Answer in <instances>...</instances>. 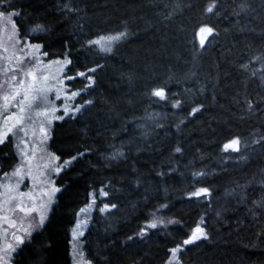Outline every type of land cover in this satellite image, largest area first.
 <instances>
[{"label": "trees", "instance_id": "trees-1", "mask_svg": "<svg viewBox=\"0 0 264 264\" xmlns=\"http://www.w3.org/2000/svg\"><path fill=\"white\" fill-rule=\"evenodd\" d=\"M1 21L0 73L19 57L18 73L61 78L28 117L46 128L59 191L9 264H71L83 216L87 264H264V0H0ZM113 36L109 50L89 43ZM27 124L0 143V175ZM151 217L165 226L145 231ZM197 226L207 238L182 248Z\"/></svg>", "mask_w": 264, "mask_h": 264}, {"label": "rangeland", "instance_id": "rangeland-1", "mask_svg": "<svg viewBox=\"0 0 264 264\" xmlns=\"http://www.w3.org/2000/svg\"><path fill=\"white\" fill-rule=\"evenodd\" d=\"M10 27L11 26L7 24L6 21L0 22V38H3L2 36L4 35V39L6 40V42L0 43L1 52L4 51L5 45L8 42L7 40H10L12 36V29ZM202 35L206 36V42L208 40L207 38L212 34H201L200 29L198 30L196 40L200 47H202L200 44ZM27 54V57L31 56V52ZM36 69V65L30 63L29 67L27 66L24 71L25 73L31 70L36 76L35 80H33L31 76L27 77V84L33 85L31 90L19 87L18 82L25 78L24 73H18L17 70L15 73L11 72L8 74V72L5 73L2 69L3 72L1 71L0 73V85H2V87H0V108L4 109L5 107L3 97L6 91L9 94L7 111L3 110L2 114H0V137H4L5 133L8 134L10 132L9 129H12L16 124L24 126L26 121L28 122V128H25L24 132L21 134L16 133L13 141L16 145L24 144L25 151L22 152V150H17L16 159L11 160L10 157L7 162L4 161V171L3 174L1 173L0 175V256H4L8 264L20 245L28 240L32 234L35 232L37 233V231L42 228L47 220L48 212H50L54 203L55 195L58 193L57 191H59L55 181L59 174L57 171L58 169L50 156H48L45 151L41 150L43 142L47 138L46 128L42 124L39 126L33 125V127L30 125L28 117L34 118L36 115L34 114L35 111H33V109H35L33 105L35 102L39 101V99L42 101L43 95H41L39 90L44 82L52 81L51 88L53 89L51 91L56 92V89H58L56 87L60 86L61 78L57 80L53 78L56 74V70L54 69H50L40 76L36 73ZM13 75L16 76V81L12 80ZM17 91L20 93L18 96L16 95ZM25 94L29 97L25 104L27 105L30 103V107L25 106V111L30 110L29 114L26 115L20 111V101L24 98ZM12 96H15L14 100ZM45 114L46 113H44V115ZM20 116H23L24 120L17 123ZM37 122H39V120ZM224 146L222 147L224 152H234L232 149L225 150ZM17 169L20 170V175H13ZM200 190L194 192L193 196H200L205 193L203 192L200 195H195V193L200 192ZM21 193L25 195L21 196ZM11 197H15V199H11ZM5 200H9L10 202L6 204L4 202ZM21 206H26L25 211L20 210ZM29 209H31L30 212H28ZM26 212H28L27 215L25 214ZM5 217H7L8 221L13 223L14 226L10 227L9 223L5 222ZM41 217H43V219H41ZM87 219L88 217L86 216L85 218L84 216L83 218H79L70 232L71 264H87L82 257V253H80L81 236L87 225ZM165 223L166 222L160 218L151 217L143 229L147 231L159 228L165 226ZM150 224H155L156 226L149 227L148 225ZM74 229L76 230L75 233ZM195 229L196 228L189 233L187 239L191 237ZM203 232L205 233L204 230ZM17 237L20 238V241L17 240ZM206 238L207 236L205 233L204 236H201L200 239L194 241L192 244L205 240ZM189 245L191 244L185 245L183 243L182 248ZM9 246L14 250L5 253L4 250L8 249Z\"/></svg>", "mask_w": 264, "mask_h": 264}, {"label": "snow or ice", "instance_id": "snow-or-ice-1", "mask_svg": "<svg viewBox=\"0 0 264 264\" xmlns=\"http://www.w3.org/2000/svg\"><path fill=\"white\" fill-rule=\"evenodd\" d=\"M213 7H214V5H210V6L207 8V11H208V12H212V11H213ZM212 32H213V29L210 28V27H202V28L200 29V33H201V34L211 35ZM120 35L123 36L124 34L121 33ZM119 38H120L119 36H113V37H100L98 40L90 41L89 43L100 45V46H101V50H109V49L104 48V44H105L106 42H110V41H112V40H117V39H119ZM205 39H206V36H203V35H202V38H201V40H200V44H201V46L204 45V43H205ZM5 51H7V49H5ZM22 51H23V50L21 49V52H22ZM16 60H17V68H19L20 71H23V68H22V65H23V63H24L23 59L17 57ZM17 68H13L12 71L15 72V71L17 70ZM4 71H5V73H7V72L9 71V69L5 68ZM80 75H84V73H80ZM24 76H25V78L19 80V82H18L19 87H20V88H27L28 90H31V88L33 87V85H29V84H27V82H26L27 77L31 76V77L33 78V80H35V79H36V76H35V74H34L31 70L25 72V73H24ZM69 79H71V77H69ZM12 80H13V81H16V76H15V75L12 76ZM5 83H7V82H5ZM0 87H2V85H0ZM42 91H43V90H41V92H42ZM19 94H20L19 91H17V92H16V95L18 96ZM72 95L75 96L76 93H73ZM152 95L157 96V97H160V98H164V92H163V90H154L153 93H152ZM12 99L14 100V99H15V96H12ZM28 99H29L28 95L25 94L24 98L20 101V111H21V112L24 111L25 106L30 107V104H28V105L25 104V102L28 101ZM3 100H4V105H5L4 110L7 111V106H8V104H9V94H8L7 91H6V94H5L4 97H3ZM193 111H196V109H194ZM23 120H24V117H23V116H20L19 119H18V121H17V123H20V122H22ZM9 131H12V129H9ZM6 136H7V133L4 134V137H0V143H3V140H4V138H5ZM238 145H239V141L234 139V140H232L229 144H226V145L224 146V148H225V150L232 149L233 151H236V150H238ZM177 151H179V149H177ZM13 175H20V170L17 169V171L14 172ZM203 192H206V189H201L200 192L195 193V195H200V194L203 193ZM20 195L23 196V195H25V194L21 193ZM11 199H15V197H11ZM4 202L7 204V203H9L10 201H9V200H5ZM25 207H26V206H21L20 210H21V211H25ZM104 210H105V209H101V211H104ZM30 211H31V209L28 210V212H30ZM81 211L83 212V211H86V210H85V209H81ZM28 212H26L25 214L27 215ZM41 219H43V217H41ZM4 220H5L6 223H9V226H10V227L14 226L13 223H11V222L8 221L7 217H5ZM148 226H149V227H155L156 225H155V224H150V225H148ZM75 231H76V230L74 229V233H75ZM5 234H6V233H5ZM204 235H205V233L203 232V230H202L199 226H197V228L195 229V231L193 232V234L191 235V237H190L189 239L184 240L183 243H184L185 245H187V244H192L194 241L200 239V237H201V236H204ZM74 238H75V236H74ZM17 240L20 241V238L17 237ZM10 250H14V249H12L11 246H9V248H8V249H5L4 251H5V253H7V252H9ZM180 250H181V249H180L179 246H178L177 248H174V249L171 250V253H172V260H176L177 253H178ZM0 264H8L7 259H6L4 256H0ZM177 264H178V261H177Z\"/></svg>", "mask_w": 264, "mask_h": 264}]
</instances>
